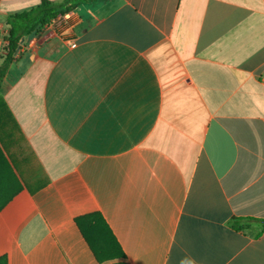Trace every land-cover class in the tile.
<instances>
[{"label": "crops", "instance_id": "crops-1", "mask_svg": "<svg viewBox=\"0 0 264 264\" xmlns=\"http://www.w3.org/2000/svg\"><path fill=\"white\" fill-rule=\"evenodd\" d=\"M42 1L0 0L7 33ZM44 30L1 82L0 259L264 264L262 227H233L264 219V0H97ZM69 175L125 258L97 261Z\"/></svg>", "mask_w": 264, "mask_h": 264}, {"label": "trees", "instance_id": "trees-1", "mask_svg": "<svg viewBox=\"0 0 264 264\" xmlns=\"http://www.w3.org/2000/svg\"><path fill=\"white\" fill-rule=\"evenodd\" d=\"M96 1L97 0H64L61 3H53L44 0L35 7L9 15L7 18L9 31L4 37L6 43L5 57L0 65V88L2 80L17 58L18 50L21 49V41L23 39L33 34L40 33L58 17L75 11L82 5L92 4ZM55 188L65 204L70 219L73 220L74 225L82 234L97 261L102 263L105 260H112L113 258H125L121 248L114 239H110V242H106L105 238L102 241H97L90 236L91 231H95V229H98L101 225L107 228V224L95 207L81 179L77 175H69L58 181L55 184ZM239 223H241V225H239ZM245 223L259 224L264 234V219H235L233 227L238 229ZM115 247L120 250V253L119 255L113 256ZM100 253L105 255L101 259L99 256ZM0 264H7V262L2 258L0 259Z\"/></svg>", "mask_w": 264, "mask_h": 264}, {"label": "rangeland", "instance_id": "rangeland-1", "mask_svg": "<svg viewBox=\"0 0 264 264\" xmlns=\"http://www.w3.org/2000/svg\"><path fill=\"white\" fill-rule=\"evenodd\" d=\"M30 8V7H29ZM28 7H26L25 10H27ZM45 31V30H44ZM44 31H41L40 33L38 34H33L32 36H30L28 39L29 40H33L34 38H36L35 42L37 43L38 40H39V37ZM7 33V28L5 27V25L1 24L0 23V65L2 64L3 60H4V57H5V47H6V43L4 42V35ZM45 34V32H44ZM35 43V44H36ZM22 46H24V43L21 44ZM21 46V47H22ZM20 54L18 55L17 54V57H19ZM17 59V58H16Z\"/></svg>", "mask_w": 264, "mask_h": 264}, {"label": "built area", "instance_id": "built-area-1", "mask_svg": "<svg viewBox=\"0 0 264 264\" xmlns=\"http://www.w3.org/2000/svg\"><path fill=\"white\" fill-rule=\"evenodd\" d=\"M62 19H63V16L58 17L57 19H55V20L53 21L52 25H55V24H59V23H61Z\"/></svg>", "mask_w": 264, "mask_h": 264}]
</instances>
